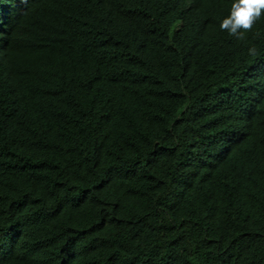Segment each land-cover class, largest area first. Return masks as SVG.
<instances>
[{
	"label": "trees",
	"instance_id": "16d2710c",
	"mask_svg": "<svg viewBox=\"0 0 264 264\" xmlns=\"http://www.w3.org/2000/svg\"><path fill=\"white\" fill-rule=\"evenodd\" d=\"M0 0V264H264V10Z\"/></svg>",
	"mask_w": 264,
	"mask_h": 264
},
{
	"label": "clouds",
	"instance_id": "9594fccd",
	"mask_svg": "<svg viewBox=\"0 0 264 264\" xmlns=\"http://www.w3.org/2000/svg\"><path fill=\"white\" fill-rule=\"evenodd\" d=\"M262 10L264 0H232L229 12L219 23V28L239 39L243 31L250 29L254 20L261 16Z\"/></svg>",
	"mask_w": 264,
	"mask_h": 264
}]
</instances>
